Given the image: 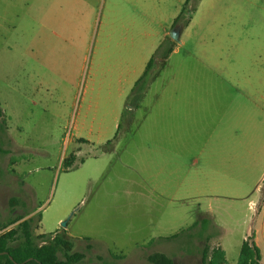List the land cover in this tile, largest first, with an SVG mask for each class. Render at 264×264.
<instances>
[{
  "label": "rangeland",
  "instance_id": "rangeland-1",
  "mask_svg": "<svg viewBox=\"0 0 264 264\" xmlns=\"http://www.w3.org/2000/svg\"><path fill=\"white\" fill-rule=\"evenodd\" d=\"M236 13L249 17L247 26L241 25L239 41L252 49L224 51L225 78H256L255 90L264 95V0H241ZM102 15L100 0L86 20L87 43L80 54L79 73L68 84L62 81L67 65L63 57L49 54L48 66L41 73L28 72L38 68L26 50L37 44L42 28L39 0H0V103L4 112L0 236L32 219L38 245L62 237L74 244L73 252L85 255L78 264H151L148 257L154 253L166 254L173 264H208L204 251L209 248L211 255L218 248L213 242L221 234L219 222L225 220L228 230L222 246L227 261L236 263L244 235L254 233L264 209V180H260L262 201L253 211L248 207L227 211L206 202L199 207L184 197L157 195L151 190L153 181L135 171L131 155L137 151L143 113L128 108L110 151L73 141L79 135V115L89 114V99L84 100L83 91ZM49 40L50 46L55 45V38ZM156 71H151L147 81ZM235 91L226 85V92ZM260 135L264 138L261 124L243 139L251 142ZM252 167L247 165L246 170ZM256 174L255 178L260 176L259 169ZM12 199L18 200L14 206ZM17 217L23 220L5 229ZM206 230L213 238L203 236ZM22 242L20 233L13 245Z\"/></svg>",
  "mask_w": 264,
  "mask_h": 264
},
{
  "label": "crops",
  "instance_id": "crops-1",
  "mask_svg": "<svg viewBox=\"0 0 264 264\" xmlns=\"http://www.w3.org/2000/svg\"><path fill=\"white\" fill-rule=\"evenodd\" d=\"M186 1L103 0L83 91L84 100L89 99V114L79 115V135L73 141L102 148L117 138L127 108L142 112L137 151L131 156L136 160L135 171L154 182V193L184 197L199 207L206 202L227 211L252 210V204L262 201L264 138L260 135L251 142L243 138L264 125V95L257 94L254 85L258 80L251 76L226 80L222 58L225 50L240 53L252 49L239 41L241 25L245 28L249 17L237 16L241 0H201L189 24L178 27L180 42H175L170 34ZM39 2L42 28L37 44L26 50L38 68L28 72L41 73L48 66L49 54L55 59L63 57L67 65L62 81L71 84L87 43L86 20L100 0ZM50 38L56 39L55 45L50 46ZM167 38L175 44L173 53L163 67L152 69L158 71L144 91L134 93ZM226 85L238 91L226 92ZM250 164L252 169L246 170ZM257 169L261 177L255 178ZM219 228L221 234L213 243L227 261L222 246L227 221L221 220ZM202 234L212 237L210 230ZM251 235L264 264V209L254 233L244 235L241 247Z\"/></svg>",
  "mask_w": 264,
  "mask_h": 264
},
{
  "label": "trees",
  "instance_id": "trees-1",
  "mask_svg": "<svg viewBox=\"0 0 264 264\" xmlns=\"http://www.w3.org/2000/svg\"><path fill=\"white\" fill-rule=\"evenodd\" d=\"M200 1H186L180 15L175 20L174 28L186 27L189 24L196 10V6ZM174 46L175 44L170 38H167L160 45L156 54L148 64L144 76L137 83L134 93L141 94L144 91L147 77L150 75L152 69L157 65L163 67L165 60L173 53ZM3 118L4 112L0 103V129L3 128ZM113 143L114 141H110L103 146V152L110 151ZM71 167L72 165H69L67 168ZM10 203L14 206L18 203V200L12 199ZM21 220H23L22 217L13 219L5 229ZM32 223V219L24 220L17 229L10 230L0 236V264H78L84 259L85 255L83 253L73 252L74 244L62 237H55L49 243L38 245L34 239ZM20 233L23 242L18 245H13L17 241ZM59 254L62 255V258H60ZM204 259H208V264H227L225 253L221 249L212 250L210 255V249L206 248L204 251ZM261 259V253L255 243L254 235H251L244 241L241 247L237 264H261ZM148 261L151 264H173V260L163 253L150 255Z\"/></svg>",
  "mask_w": 264,
  "mask_h": 264
},
{
  "label": "water",
  "instance_id": "water-1",
  "mask_svg": "<svg viewBox=\"0 0 264 264\" xmlns=\"http://www.w3.org/2000/svg\"><path fill=\"white\" fill-rule=\"evenodd\" d=\"M180 33H181V29L180 28H176L174 29L171 34H170V38L175 41V42H180ZM63 227H66V223L64 222L62 224Z\"/></svg>",
  "mask_w": 264,
  "mask_h": 264
},
{
  "label": "built area",
  "instance_id": "built-area-1",
  "mask_svg": "<svg viewBox=\"0 0 264 264\" xmlns=\"http://www.w3.org/2000/svg\"><path fill=\"white\" fill-rule=\"evenodd\" d=\"M257 208V206L255 205V204H252V209H256Z\"/></svg>",
  "mask_w": 264,
  "mask_h": 264
},
{
  "label": "bare ground",
  "instance_id": "bare-ground-1",
  "mask_svg": "<svg viewBox=\"0 0 264 264\" xmlns=\"http://www.w3.org/2000/svg\"><path fill=\"white\" fill-rule=\"evenodd\" d=\"M183 27V26H182ZM129 102V101H128ZM23 206V205H22Z\"/></svg>",
  "mask_w": 264,
  "mask_h": 264
}]
</instances>
